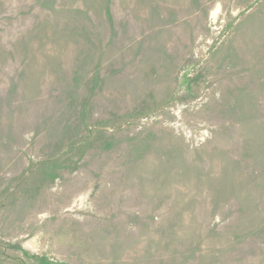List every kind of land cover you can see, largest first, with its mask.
<instances>
[{
  "label": "rangeland",
  "instance_id": "1",
  "mask_svg": "<svg viewBox=\"0 0 264 264\" xmlns=\"http://www.w3.org/2000/svg\"><path fill=\"white\" fill-rule=\"evenodd\" d=\"M0 264H264V0H0Z\"/></svg>",
  "mask_w": 264,
  "mask_h": 264
}]
</instances>
